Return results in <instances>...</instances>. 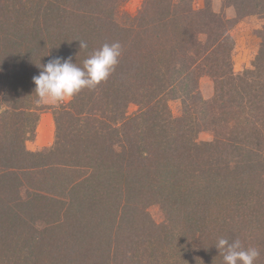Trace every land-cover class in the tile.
Here are the masks:
<instances>
[{
  "label": "trees",
  "instance_id": "trees-1",
  "mask_svg": "<svg viewBox=\"0 0 264 264\" xmlns=\"http://www.w3.org/2000/svg\"><path fill=\"white\" fill-rule=\"evenodd\" d=\"M126 1L0 0V205L26 198L19 193L26 195L31 181L49 168L81 169L87 177L67 181V220L109 198L124 208V194L132 190L130 206L143 203V211L158 193L161 201L188 211L184 222H171V235H181L166 241L165 251L164 241L141 237L139 246L156 245L157 251L120 255L128 263L224 264L215 247L227 237L215 235L214 227H221L236 234L243 247L258 248L254 264H264V27L251 67L235 73L230 32L235 22L214 11L210 0L202 8L192 0H143L133 16L122 8ZM223 1L238 19L264 17V0ZM79 41L87 48L81 49ZM113 42L122 49L115 70L55 108L53 144L29 150L26 143L34 138L39 118L32 78L40 66L60 56L82 67L94 50ZM203 75L214 83L208 100L198 88ZM171 98L180 100V116L170 113ZM130 103L138 106L132 114ZM198 114L208 116L212 126L198 127ZM203 129L212 131L214 141L189 158L194 132ZM218 141L231 150V164L218 160ZM85 182L91 191L75 190ZM247 203L253 207L250 214ZM71 205L76 210L70 213ZM129 215L137 220L133 211ZM16 216L13 210L0 220ZM5 236L12 235L6 233L0 242ZM82 236L72 239L89 244ZM80 257L87 260L81 264H96L90 254ZM15 259L18 264H67L52 256L12 253L2 254L0 261Z\"/></svg>",
  "mask_w": 264,
  "mask_h": 264
},
{
  "label": "rangeland",
  "instance_id": "rangeland-1",
  "mask_svg": "<svg viewBox=\"0 0 264 264\" xmlns=\"http://www.w3.org/2000/svg\"><path fill=\"white\" fill-rule=\"evenodd\" d=\"M142 2L143 0H127L122 8L126 13L133 16L137 13ZM192 2L196 8H202L205 0L201 3L193 0ZM218 2L221 4L220 9L214 7L213 0H210L212 9L216 12H222L226 18L235 22L230 31L234 41L232 67L235 73H241L246 68L251 67L258 53L261 42V31L264 27V17L261 15H251L238 19L233 6H224L223 0H218ZM198 88L200 97L203 100H208L214 95V83L209 76H201ZM69 101L67 100L58 106L66 105ZM58 106L54 107L50 104L39 103V118L36 124L35 136L26 143L29 150L40 151L53 144L55 138L54 111ZM168 107L173 116H180L181 102L178 98H171L168 101ZM137 109L138 106L136 104L130 103L127 112L128 114H132ZM207 118L208 116H206ZM198 119L200 122L197 125L198 127L212 126V122L207 123L201 114H198ZM40 137L43 143L49 141V145L39 148L40 145L37 141ZM213 137L210 130L195 131L193 136L195 142L194 148L189 158H192L194 150L207 149L209 147L208 144L214 141ZM226 148L227 146L221 144L220 141L217 142L215 152L220 154L218 160H220L221 164L223 163L221 161L223 158L228 164H231L232 161V152L231 150L226 151ZM207 166L212 165L207 164ZM62 168L63 166L56 169L49 168L44 172L45 175L39 174L37 179L32 180L29 184L31 189L28 193L25 192L26 195L24 192L19 193L26 196L27 199L20 198L18 201L13 200L14 197L12 199L4 197L5 201L13 200V202L0 205L2 207L0 215L9 214L14 210L17 216L13 220H0V232L4 233L0 238H3L6 233L12 235L5 236L7 239H3L0 242V258H2V254L12 253L15 256L21 255V258L52 256L53 258H57L60 263L64 260L67 264H70V262L72 264H81L80 261L87 262V260H79L80 256H89L90 254L96 258V264H131L124 257H120V255L126 253L137 257L141 253H144L146 249H148L146 252H149L151 249L157 251L156 245L153 248L145 247L143 244L139 246L141 237L142 240H152L153 238L161 244L164 241L162 250L165 251L166 241H169L167 244H170L173 242V238L181 235L180 232H175L171 235L170 225L172 221L180 223L187 220L188 211H185L184 207H177L171 201H161L163 197L160 193L155 196L154 200L152 199L146 204L144 211L143 203H135L136 206L132 205L133 208L130 206L131 199H135L132 196V190L129 191V194H124L128 198V204L124 208H121L114 198H111V201L109 198V201L106 200L107 202H103L104 204L100 207L96 204L90 209L83 208L82 210L84 211L81 210L80 215L74 220H67L65 214L68 212V203H70L65 198L67 193L66 188L68 187L67 181L78 180L77 178L87 177L88 174L86 175L85 170L81 169ZM89 183L85 182L82 187L76 186L75 190L82 189V192L91 191L93 186ZM211 190L212 188H208L207 186L206 191ZM34 192L36 194H33ZM155 192L160 191L156 190ZM207 194L208 192H206ZM55 196L57 197L55 198ZM247 206V213L250 214L251 211L253 212V207H251L250 203H247ZM73 207L75 205L69 207L70 213L74 209ZM1 211L6 214H3ZM131 211H133L137 220H134V217L130 216L132 214L128 216V212ZM81 215L85 216L81 217ZM169 216L171 217L170 220L168 219ZM247 226L249 225L246 224L243 228ZM214 228L215 235L218 238L222 237V234L227 236H223L224 238H229L230 240L237 238L236 234L232 233L229 228ZM12 231L13 233H11ZM74 234L77 236L83 235L82 237H85L87 241L90 240V243L76 244L72 239ZM168 235L171 236L168 237ZM5 240L6 242L4 243ZM0 264H2V260ZM6 264H18V262L15 259L14 261L6 262Z\"/></svg>",
  "mask_w": 264,
  "mask_h": 264
},
{
  "label": "clouds",
  "instance_id": "clouds-1",
  "mask_svg": "<svg viewBox=\"0 0 264 264\" xmlns=\"http://www.w3.org/2000/svg\"><path fill=\"white\" fill-rule=\"evenodd\" d=\"M79 47L87 48V43L79 41ZM121 50L119 42L105 43L83 61L82 67L72 63L71 58H51L32 78L38 98L36 102L55 107L70 100L83 88H95L115 70ZM215 247L222 252L224 264H254L260 256L258 248H245L239 239L229 242L220 238Z\"/></svg>",
  "mask_w": 264,
  "mask_h": 264
},
{
  "label": "crops",
  "instance_id": "crops-1",
  "mask_svg": "<svg viewBox=\"0 0 264 264\" xmlns=\"http://www.w3.org/2000/svg\"><path fill=\"white\" fill-rule=\"evenodd\" d=\"M193 1H195V2H198V3H201L203 0H193ZM213 5H214V7H216L217 9H220V7H221V4H220V2H218V0H213ZM39 139V138H38ZM36 141H37V139H36ZM38 143H39V148H42V147H44V146H47V145H49V141L47 142V143H43L42 142V138L40 137V139L37 141ZM42 144V145H41Z\"/></svg>",
  "mask_w": 264,
  "mask_h": 264
}]
</instances>
